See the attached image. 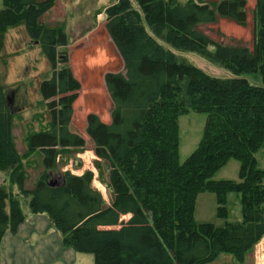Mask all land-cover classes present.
I'll list each match as a JSON object with an SVG mask.
<instances>
[{"label":"trees","instance_id":"trees-1","mask_svg":"<svg viewBox=\"0 0 264 264\" xmlns=\"http://www.w3.org/2000/svg\"><path fill=\"white\" fill-rule=\"evenodd\" d=\"M53 6L54 0H2L0 9V35L24 26L51 67V76L38 84L48 127L26 140L27 154L39 153L44 171L53 169L58 150L85 147L84 138L70 130L79 82L68 67L57 68L66 34L42 24ZM246 9L245 0L213 6L117 0L105 9L104 29L123 70L103 77L109 122L88 114L85 134L95 158L108 166L112 201L107 206L91 186V172H65L55 179L45 174L32 190L24 188L12 113L0 85V172H8V183L28 199L31 214L49 217L64 245L93 256L94 264H209L222 254L242 264L261 242L264 170L255 154L264 146V0H255L251 50L215 43L198 30L218 18L244 26ZM158 39L177 51L205 54L235 76L211 78L179 62ZM243 73H256L261 84ZM190 111L204 114L206 121L197 148L179 164L178 119ZM230 159L240 164L239 181H213ZM11 186L0 183V244L24 220ZM204 192L216 196L221 218L227 214V194H239L241 221L222 228L196 224L195 199Z\"/></svg>","mask_w":264,"mask_h":264},{"label":"rangeland","instance_id":"rangeland-1","mask_svg":"<svg viewBox=\"0 0 264 264\" xmlns=\"http://www.w3.org/2000/svg\"><path fill=\"white\" fill-rule=\"evenodd\" d=\"M166 1L169 4L178 5L195 2L213 6L219 0ZM245 1L247 22L244 26L218 18L216 23L199 26L198 30L215 43L226 46H243L251 50L255 26L252 16L255 0ZM116 2L117 0H54L53 8L42 18L44 26L61 27L66 34L67 46L59 48L57 68L68 67L79 82L80 88L73 106L70 130L85 140L83 149L58 150L54 167L50 171H44L39 153L27 154L26 140L31 133L46 130L48 127L49 118L38 94V84L51 76V67L39 46L28 40L27 43L23 41L17 47L9 45L11 55L1 57L3 61L6 60L2 64L0 62V77L1 82L4 83V89L8 93L7 102L12 113L11 137L16 152L22 157L21 170L25 177L24 188L28 191L32 190L36 182L45 174L49 178L55 179L60 178L65 172H70L73 175L91 172L93 176L91 186L100 192L104 205L107 206L112 201V192L108 183V166L106 163L98 161L93 154V145L85 134V118L88 114L93 113L101 121L109 122L111 102L103 84V77L106 73H118L123 70L121 60L104 29L106 22L104 11ZM132 5L133 8H136L134 3ZM1 8L2 0H0ZM3 35L8 37L12 34L8 31ZM16 36L19 37V33ZM157 41L165 50L173 53L179 62L189 64L211 78H232L235 76L223 65L209 61L205 54L177 51L163 41L159 39ZM28 43L30 50L25 52L26 55H20V53L16 57L12 55L14 51L18 52L23 44L26 47ZM213 50V47H209L207 52H213ZM63 60L66 62H62ZM5 63L8 66L3 65ZM7 73L8 78L4 81V76ZM240 76L246 77L251 83L261 84L256 73H243ZM5 83L9 84L5 85ZM205 121L204 114L193 111L178 119L179 164H183L197 148ZM255 159L258 168L264 170V146L255 154ZM239 168V162L230 159L215 173L212 180L238 182ZM3 181L7 187L11 186V183H8V172H0V183ZM11 187L24 210L28 206V199H23L18 194L16 187L13 185ZM225 209L226 217H219L216 196L209 192L200 193L195 199L193 218L196 224H210L215 228H222L226 223L240 222L242 214L239 194L234 192L227 194ZM209 264L239 263L231 255L222 254ZM242 264H264V238L245 256Z\"/></svg>","mask_w":264,"mask_h":264},{"label":"crops","instance_id":"crops-1","mask_svg":"<svg viewBox=\"0 0 264 264\" xmlns=\"http://www.w3.org/2000/svg\"><path fill=\"white\" fill-rule=\"evenodd\" d=\"M23 28L18 26L6 31H10L13 36L0 35L1 64L6 61L1 59L3 55L4 57L11 55L9 45L17 47L23 41L26 43L27 40L30 41ZM16 32L19 33V37L16 36ZM28 50H30L29 43L26 47L23 44L22 48L18 52L14 51L12 55L15 57L18 53L26 55L25 52ZM3 65L8 66L7 63ZM5 76L4 81L8 78V73ZM0 85L8 100V93L4 89L1 77ZM21 210L24 216L23 222L14 233L6 232L1 240L0 264H94L93 256L76 253L71 247L63 244L61 234L46 214L33 215L28 206Z\"/></svg>","mask_w":264,"mask_h":264}]
</instances>
